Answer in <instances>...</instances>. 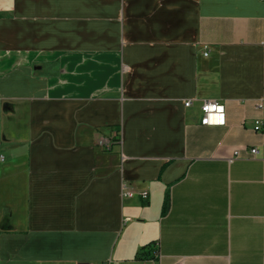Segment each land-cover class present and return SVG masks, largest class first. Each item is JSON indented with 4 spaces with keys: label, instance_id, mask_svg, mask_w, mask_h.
Here are the masks:
<instances>
[{
    "label": "crops",
    "instance_id": "0c3cea01",
    "mask_svg": "<svg viewBox=\"0 0 264 264\" xmlns=\"http://www.w3.org/2000/svg\"><path fill=\"white\" fill-rule=\"evenodd\" d=\"M260 101L264 0H0V264H264Z\"/></svg>",
    "mask_w": 264,
    "mask_h": 264
},
{
    "label": "built area",
    "instance_id": "2783aa9c",
    "mask_svg": "<svg viewBox=\"0 0 264 264\" xmlns=\"http://www.w3.org/2000/svg\"><path fill=\"white\" fill-rule=\"evenodd\" d=\"M208 55V53H206ZM192 101L189 100L186 102V106L192 105ZM257 109L263 110L264 109V101L258 102ZM202 111V118L201 123L203 125H210V126H223L227 122V116H226V107L222 102L219 101H205L201 106ZM255 130L257 132L263 133L264 131V119L259 118L255 121ZM99 144L109 148L111 146L109 140L101 139L99 141ZM247 152H249L251 155L256 156L261 153V150L258 147H252L247 148ZM241 155L240 149H236L234 151V157H239ZM6 161L5 155L0 151V163H3ZM137 193L131 190L130 186L127 183H123V196L124 197H134ZM143 199L149 198V193L144 191L138 194ZM100 264H106V263H100Z\"/></svg>",
    "mask_w": 264,
    "mask_h": 264
},
{
    "label": "trees",
    "instance_id": "16d2710c",
    "mask_svg": "<svg viewBox=\"0 0 264 264\" xmlns=\"http://www.w3.org/2000/svg\"><path fill=\"white\" fill-rule=\"evenodd\" d=\"M149 247L150 245L143 247L141 250H139L136 257L139 259H149L151 256V250H148Z\"/></svg>",
    "mask_w": 264,
    "mask_h": 264
}]
</instances>
